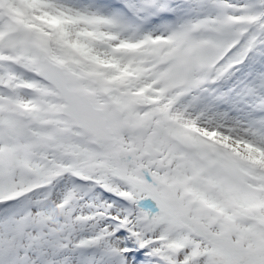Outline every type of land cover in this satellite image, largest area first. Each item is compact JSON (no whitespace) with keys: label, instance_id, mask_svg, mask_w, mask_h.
<instances>
[{"label":"snow or ice","instance_id":"snow-or-ice-1","mask_svg":"<svg viewBox=\"0 0 264 264\" xmlns=\"http://www.w3.org/2000/svg\"><path fill=\"white\" fill-rule=\"evenodd\" d=\"M0 264H264V0H0Z\"/></svg>","mask_w":264,"mask_h":264}]
</instances>
